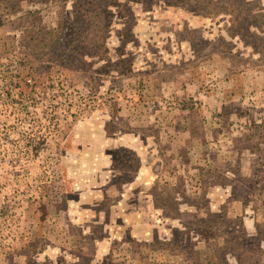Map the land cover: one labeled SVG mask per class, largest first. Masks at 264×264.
Here are the masks:
<instances>
[{
    "label": "rangeland",
    "instance_id": "rangeland-1",
    "mask_svg": "<svg viewBox=\"0 0 264 264\" xmlns=\"http://www.w3.org/2000/svg\"><path fill=\"white\" fill-rule=\"evenodd\" d=\"M263 14L0 0V264H264Z\"/></svg>",
    "mask_w": 264,
    "mask_h": 264
},
{
    "label": "trees",
    "instance_id": "trees-1",
    "mask_svg": "<svg viewBox=\"0 0 264 264\" xmlns=\"http://www.w3.org/2000/svg\"><path fill=\"white\" fill-rule=\"evenodd\" d=\"M263 17H264V14H263ZM229 223H227V227H226V231H229V225H228ZM241 231H243V228L241 229ZM225 242V246H224V250L227 252V251H229L230 250V244H229V242H228V240H225L224 241ZM245 244V243H244ZM221 250L222 249H216L215 250V254L217 255V256H220V252H221ZM242 262V260H240L239 259V263H241ZM210 264V263H209Z\"/></svg>",
    "mask_w": 264,
    "mask_h": 264
}]
</instances>
